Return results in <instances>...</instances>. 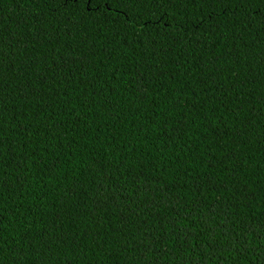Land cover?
<instances>
[{
    "label": "trees",
    "instance_id": "16d2710c",
    "mask_svg": "<svg viewBox=\"0 0 264 264\" xmlns=\"http://www.w3.org/2000/svg\"><path fill=\"white\" fill-rule=\"evenodd\" d=\"M0 264H264V0H0Z\"/></svg>",
    "mask_w": 264,
    "mask_h": 264
}]
</instances>
